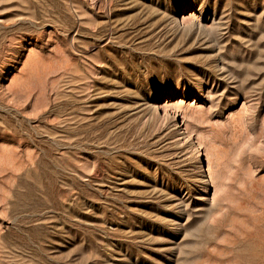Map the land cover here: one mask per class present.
Returning <instances> with one entry per match:
<instances>
[{"label": "rangeland", "instance_id": "374dc122", "mask_svg": "<svg viewBox=\"0 0 264 264\" xmlns=\"http://www.w3.org/2000/svg\"><path fill=\"white\" fill-rule=\"evenodd\" d=\"M0 264H264V0H0Z\"/></svg>", "mask_w": 264, "mask_h": 264}]
</instances>
